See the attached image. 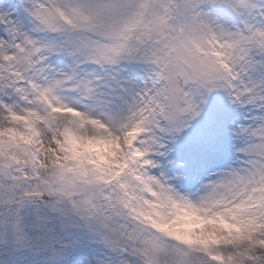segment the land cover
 <instances>
[{
    "label": "snow or ice",
    "instance_id": "obj_1",
    "mask_svg": "<svg viewBox=\"0 0 264 264\" xmlns=\"http://www.w3.org/2000/svg\"><path fill=\"white\" fill-rule=\"evenodd\" d=\"M0 264H264V0H0Z\"/></svg>",
    "mask_w": 264,
    "mask_h": 264
}]
</instances>
